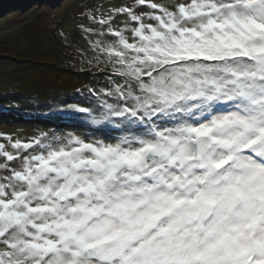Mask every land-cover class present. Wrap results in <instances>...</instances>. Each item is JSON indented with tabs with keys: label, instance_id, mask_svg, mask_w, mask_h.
<instances>
[{
	"label": "snow or ice",
	"instance_id": "obj_1",
	"mask_svg": "<svg viewBox=\"0 0 264 264\" xmlns=\"http://www.w3.org/2000/svg\"><path fill=\"white\" fill-rule=\"evenodd\" d=\"M80 16L102 138H0V264H264V0Z\"/></svg>",
	"mask_w": 264,
	"mask_h": 264
},
{
	"label": "rangeland",
	"instance_id": "obj_2",
	"mask_svg": "<svg viewBox=\"0 0 264 264\" xmlns=\"http://www.w3.org/2000/svg\"><path fill=\"white\" fill-rule=\"evenodd\" d=\"M110 2L121 0H0V138H102L95 127L59 110L94 107L88 87L108 84L109 73L80 70V52L88 53L78 24L85 3Z\"/></svg>",
	"mask_w": 264,
	"mask_h": 264
}]
</instances>
